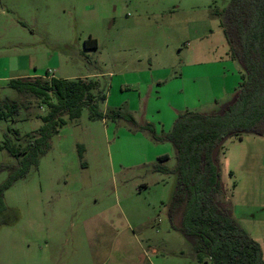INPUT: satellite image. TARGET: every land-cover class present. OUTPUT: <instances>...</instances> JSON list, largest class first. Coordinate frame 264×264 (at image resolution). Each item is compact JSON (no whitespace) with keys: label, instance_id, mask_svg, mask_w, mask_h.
Here are the masks:
<instances>
[{"label":"rangeland","instance_id":"rangeland-1","mask_svg":"<svg viewBox=\"0 0 264 264\" xmlns=\"http://www.w3.org/2000/svg\"><path fill=\"white\" fill-rule=\"evenodd\" d=\"M229 1L0 0V58L19 68L14 76L46 78L48 70L63 78L95 75L89 79L107 85L103 111L124 108L138 125L152 124L164 135L180 113H221L239 92L243 66L231 57L215 14ZM90 37L98 49H85ZM8 83L0 79V111L14 104L18 111L0 120V167L19 164L2 150L5 136L25 147L49 111ZM263 141L252 133L232 137L218 157L227 206L258 218ZM51 145L5 193L0 264H211L197 261L195 240L170 221L178 176L153 170L162 155L174 169L170 142H157L125 120L90 121L84 109ZM78 145L85 148L83 160ZM8 174L0 172V184ZM182 219L180 209L174 225Z\"/></svg>","mask_w":264,"mask_h":264},{"label":"trees","instance_id":"trees-1","mask_svg":"<svg viewBox=\"0 0 264 264\" xmlns=\"http://www.w3.org/2000/svg\"><path fill=\"white\" fill-rule=\"evenodd\" d=\"M215 14L221 16L231 57L243 66L239 92L221 113H180L170 132L164 135H158L152 124L138 125L124 108L103 111L101 105L107 101L108 93L101 79L50 78L48 72L46 78L11 79L9 88L42 100L49 111L42 117L43 125L36 136L25 147L12 144L5 136L2 150L19 159V164L0 167V172H9L0 184V216L8 210L5 193L39 165L52 148V138L68 120H78L87 109L90 121L125 120L138 130L150 132L155 141L173 145L174 169L164 164L170 157L162 155L153 170L178 176L169 218L174 229L195 240L193 250L199 263L208 258L211 264H264L260 244L232 216L224 198L221 172L217 173L212 160L213 150L225 138L243 140L247 133L264 137V0H230L223 11ZM84 45L86 50L98 49V41L92 37ZM102 84L106 86L104 90ZM17 111V105H6V111H0V120H8ZM84 150L83 145H78L80 160ZM180 209L182 225L176 227L173 219Z\"/></svg>","mask_w":264,"mask_h":264},{"label":"crops","instance_id":"crops-1","mask_svg":"<svg viewBox=\"0 0 264 264\" xmlns=\"http://www.w3.org/2000/svg\"><path fill=\"white\" fill-rule=\"evenodd\" d=\"M22 24L25 25L24 23H22ZM57 65L59 66V63L56 60V62L54 63L53 66L57 67ZM17 69H19V68L12 67L10 61H8L7 58H0V79L1 80L7 79L9 82L11 79H17V78L18 79L19 78L20 79H34L36 77L45 78V76H28V77L14 76L13 73L16 72ZM48 72H52L49 76L50 78L56 77V78L70 79V80L77 79V78H91L92 76H95V75H91V76H84V77L63 78V77L53 73V70L52 71L48 70ZM240 83H241V77H240ZM240 83H239V86H240ZM216 114H218V113H216ZM260 148L261 149L259 150V154L263 155V157L262 156L259 157V163H260L258 165L259 166V171H258L259 174L256 177H258V180H259V183H258L259 194H260V196L264 197V144L263 145L261 144ZM226 157L227 156L225 155L224 160H226ZM219 162H220V160H219ZM220 167H221V163H220ZM231 172L233 173V171H230V173ZM230 173H229V175H230ZM232 177H234V173H233ZM227 202H228V200H227ZM228 204H229V202H228ZM229 207H230V212H232V214H233V217L241 224V226L247 231V233L248 234L253 233L255 235V237L254 236H252V237H254L256 239L255 241H257L260 244V246L262 248V252H263V258H264V235H261L259 233V235H261V236H259L258 233L256 232V230L264 231V211H262V214L260 215L261 217L258 218L254 215H251V213H250V215H243V214L237 213L236 210L238 208L237 207L234 208L230 204H229ZM240 221H242V222H240Z\"/></svg>","mask_w":264,"mask_h":264},{"label":"water","instance_id":"water-1","mask_svg":"<svg viewBox=\"0 0 264 264\" xmlns=\"http://www.w3.org/2000/svg\"><path fill=\"white\" fill-rule=\"evenodd\" d=\"M229 138H225L223 139L216 147L215 149L213 150V153H212V160H213V163L214 165L217 167V173L219 174L221 172V167H220V164L218 162V157H219V152H220V149L222 148V146L228 141ZM219 180V178H218Z\"/></svg>","mask_w":264,"mask_h":264}]
</instances>
